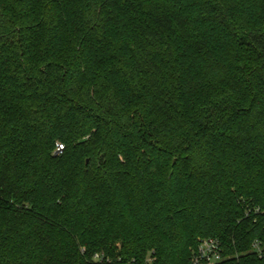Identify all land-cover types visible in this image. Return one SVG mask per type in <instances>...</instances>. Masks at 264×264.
Instances as JSON below:
<instances>
[{
	"label": "trees",
	"instance_id": "trees-1",
	"mask_svg": "<svg viewBox=\"0 0 264 264\" xmlns=\"http://www.w3.org/2000/svg\"><path fill=\"white\" fill-rule=\"evenodd\" d=\"M205 238L264 264V0H0V264Z\"/></svg>",
	"mask_w": 264,
	"mask_h": 264
},
{
	"label": "built area",
	"instance_id": "built-area-1",
	"mask_svg": "<svg viewBox=\"0 0 264 264\" xmlns=\"http://www.w3.org/2000/svg\"><path fill=\"white\" fill-rule=\"evenodd\" d=\"M63 149L64 146L59 144L55 154L60 155L63 152ZM253 249L260 257L263 256L264 248L259 241L254 242ZM96 257L100 258V255L96 254ZM227 258H229V256L225 255L224 248L219 240L205 238L201 240L190 264H218Z\"/></svg>",
	"mask_w": 264,
	"mask_h": 264
}]
</instances>
